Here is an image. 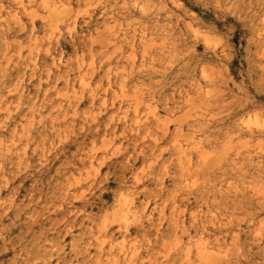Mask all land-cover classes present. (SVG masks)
<instances>
[{
	"label": "clouds",
	"instance_id": "obj_1",
	"mask_svg": "<svg viewBox=\"0 0 264 264\" xmlns=\"http://www.w3.org/2000/svg\"><path fill=\"white\" fill-rule=\"evenodd\" d=\"M0 264H264V0H0Z\"/></svg>",
	"mask_w": 264,
	"mask_h": 264
},
{
	"label": "rangeland",
	"instance_id": "obj_2",
	"mask_svg": "<svg viewBox=\"0 0 264 264\" xmlns=\"http://www.w3.org/2000/svg\"><path fill=\"white\" fill-rule=\"evenodd\" d=\"M231 23V19L228 18L227 20H222L218 22V27L221 28L222 30L226 31L228 24Z\"/></svg>",
	"mask_w": 264,
	"mask_h": 264
}]
</instances>
